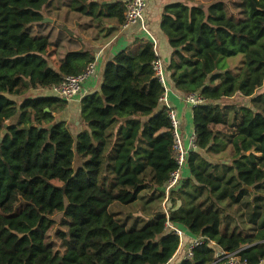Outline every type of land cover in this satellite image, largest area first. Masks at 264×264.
<instances>
[{
	"label": "trees",
	"instance_id": "16d2710c",
	"mask_svg": "<svg viewBox=\"0 0 264 264\" xmlns=\"http://www.w3.org/2000/svg\"><path fill=\"white\" fill-rule=\"evenodd\" d=\"M128 2L70 6L124 24ZM51 3L0 0V264H168L181 243L168 220L185 231L182 245L188 235L205 238L178 264H219L218 249L264 264V0H240L236 16L222 0L165 5L160 27L173 48L166 71L178 90L204 101L193 107L196 148L184 166L191 176L170 191L169 218L155 213L131 230L110 205L136 201L149 184L165 192L178 168L166 88L153 69L160 56L148 42L109 61L101 90L82 99L84 129L75 136L54 114L65 99L32 94L95 60L71 50L52 65L50 36L28 31ZM235 95L249 102H224ZM57 213L71 219L58 231L60 247L49 238Z\"/></svg>",
	"mask_w": 264,
	"mask_h": 264
},
{
	"label": "crops",
	"instance_id": "0c3cea01",
	"mask_svg": "<svg viewBox=\"0 0 264 264\" xmlns=\"http://www.w3.org/2000/svg\"><path fill=\"white\" fill-rule=\"evenodd\" d=\"M65 1L70 2V6L72 0ZM93 1L106 5L120 0ZM175 1L178 0H147L148 5L145 12V23L150 33L145 31L139 23L124 26V24H121L115 17L98 19L95 15L84 14L72 10L71 6L70 9L72 12H68L64 16L60 13L59 9L48 11L46 16H48L47 18H51L52 21L47 19V22H51V26L47 28V31H51L54 28H56L57 31L61 29V32H58V34L63 35L67 40H62L64 47H57L56 44L53 43L51 35L48 34L49 32L45 34L49 35L51 39V46L48 49L47 55L56 69L60 65L61 60L71 50H88L95 56L94 72L84 82L81 92L73 99L66 100L67 103L63 109L57 108L54 111L58 120L66 121L70 125L75 136L84 129V123L81 118L82 99L89 94L101 90L106 64L113 60L118 53L124 50L137 53L145 43H154V39L156 41L158 54L165 62V65L170 63L173 48L170 46L169 40L162 31L160 24L165 5ZM71 19H74V26L71 25ZM47 22H42V26H45L44 24ZM166 73L168 78L169 106L177 113L182 140L186 148L189 149L191 146L190 136L192 132L195 131L193 123V106L186 101L185 93L174 86L170 77V71H166ZM37 91L39 93L35 95L60 97L58 93L51 88L37 89L33 92ZM216 161H218V159H216ZM182 176H191L187 167L182 170ZM188 238L193 239L195 237L188 235ZM181 247L182 245H180V249H178L174 258L168 264H178L185 258V250Z\"/></svg>",
	"mask_w": 264,
	"mask_h": 264
},
{
	"label": "built area",
	"instance_id": "2783aa9c",
	"mask_svg": "<svg viewBox=\"0 0 264 264\" xmlns=\"http://www.w3.org/2000/svg\"><path fill=\"white\" fill-rule=\"evenodd\" d=\"M147 5H148L147 0H129V2L127 3L126 21L124 23V26L139 23L141 24L142 28L145 31L150 33L145 23V12ZM153 41H154L155 51L158 54L156 41L154 39ZM94 69H95V62L91 63L84 72L76 75L67 76L66 79L61 84L54 86L53 89L58 93V95L61 98L65 100H71L81 92L84 82L94 72ZM153 69L156 77H158V79L164 84L166 88V92L161 97V101L170 108L169 115L174 126V134H175L174 152L178 162V168L172 173V176L166 185L165 202H167L170 191L174 188H177L181 179H183L182 170L184 169L185 166L187 154L190 150L196 148V133L194 131L193 134H191L190 136L191 146L189 149L186 148L182 140V136L180 134V130H179L180 123L177 117V113L171 106H169L168 78L166 73V65L161 57L154 61ZM185 99L193 107L203 103L204 101V99L198 93H188L185 96ZM166 213H167V217L169 218L168 210L166 211ZM166 226L168 229L173 230L176 234L179 235L181 240L180 245H182L184 241V237L186 235L185 231L182 228L174 225L169 220L167 221ZM202 242H205V238L202 236H196L195 238H193L188 245L185 258L192 257L194 254V249ZM212 243L215 242L212 241ZM216 262H218L219 264H250L247 259L241 258L238 251L230 252L221 249H218L217 251Z\"/></svg>",
	"mask_w": 264,
	"mask_h": 264
},
{
	"label": "rangeland",
	"instance_id": "374dc122",
	"mask_svg": "<svg viewBox=\"0 0 264 264\" xmlns=\"http://www.w3.org/2000/svg\"><path fill=\"white\" fill-rule=\"evenodd\" d=\"M189 1L192 4L200 3V5L207 4L208 6V4L218 1V0H189ZM222 1H224L229 13H231L232 11L235 14V16L238 15L237 9L239 7L238 3L240 0H222ZM69 3L70 2L68 1L66 2L65 0H52V3L50 4L49 9H47L46 7L43 9V12L46 15L48 11H54L56 9H59L60 13L64 16L66 13L72 12V10L70 9ZM47 17L48 16H46L45 18ZM50 20L52 21L51 18ZM47 21H43V22H47ZM70 22H71V25L74 26V19H71ZM44 25L45 26H42V25H39L38 23L30 24L28 27V31L32 35H42V34L45 35L47 32H49L48 34L51 35L53 43H55L57 47H64L62 40L63 39L66 40V37H63V35L58 34V32H61V29H59L60 31H57V29L54 28L51 31H47V28L51 26V22H47ZM238 58H240V56H238ZM233 63H237V59H234ZM228 64H232V62H228ZM32 93L36 94L39 92L37 91V92H32ZM16 99L21 100V98H18V97ZM224 102L225 103H238V102L248 103L249 99L241 95H235L234 97L224 99ZM215 128L220 129V130L231 131L225 125H218V126H215ZM180 134H181V131H180ZM203 153L206 154L205 151H203ZM219 156H225V155H219ZM206 157H208L209 159H212L208 154H206ZM217 159L220 160L221 158H217ZM182 178L183 179H181L178 185V189L184 183L183 181L185 177L182 176ZM174 190H177V189H174ZM195 193H196L195 191H191L190 194L195 195ZM165 195L166 194L164 191H161V189H158L156 187H152L149 184V186L140 193L136 201L131 202L129 204L122 203L120 201H115L110 205L109 210L121 224L125 225V227L128 230H131L133 228L140 229L144 226L147 219L152 218L155 213L163 212L167 216L166 211L168 210V214H169L170 208L172 206V202L171 204L169 203V201L165 202V197H166ZM192 206H193L192 203L187 205L186 211H188ZM231 215L235 218V215L233 213ZM53 218L55 219V222L50 230L49 238H50V241H52V243L55 244V246L60 247L61 239L58 236V231L67 230L71 219L67 217L65 213H57L53 216ZM186 248H188L186 245H182V249L186 250Z\"/></svg>",
	"mask_w": 264,
	"mask_h": 264
},
{
	"label": "water",
	"instance_id": "95a60500",
	"mask_svg": "<svg viewBox=\"0 0 264 264\" xmlns=\"http://www.w3.org/2000/svg\"><path fill=\"white\" fill-rule=\"evenodd\" d=\"M47 19H50V18H45L44 21H47ZM46 110H49L48 108ZM52 126V124L48 125V128H50ZM7 133V129H4L2 130L1 134H0V141L2 139V137L5 136V134Z\"/></svg>",
	"mask_w": 264,
	"mask_h": 264
}]
</instances>
